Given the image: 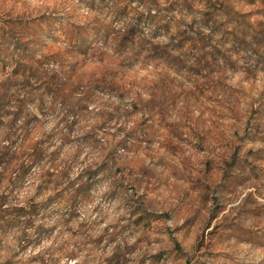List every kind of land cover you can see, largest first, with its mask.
<instances>
[{
  "label": "rangeland",
  "instance_id": "1",
  "mask_svg": "<svg viewBox=\"0 0 264 264\" xmlns=\"http://www.w3.org/2000/svg\"><path fill=\"white\" fill-rule=\"evenodd\" d=\"M0 264H264V0H0Z\"/></svg>",
  "mask_w": 264,
  "mask_h": 264
}]
</instances>
